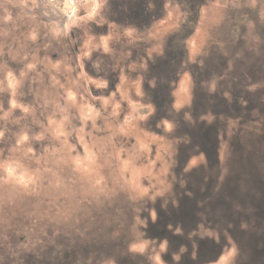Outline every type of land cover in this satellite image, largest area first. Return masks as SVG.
Instances as JSON below:
<instances>
[{"label": "rangeland", "instance_id": "1", "mask_svg": "<svg viewBox=\"0 0 264 264\" xmlns=\"http://www.w3.org/2000/svg\"><path fill=\"white\" fill-rule=\"evenodd\" d=\"M41 2L62 24L45 23L39 9L38 36L51 24L57 39L72 30L77 38L64 55L47 44L28 55L35 39L21 43L27 35L14 23L19 40L0 48V57H25L27 70L15 101L0 92V264H166V242L142 230L140 215L155 221L154 205L166 211L176 199L180 144L190 138L176 131L179 119L214 127L218 180L238 154L254 160L264 137V0ZM131 4L149 22L118 18ZM196 89L222 103H195ZM163 97L173 102L160 106ZM183 166L188 175L208 169L207 154L195 148ZM212 232L202 227L199 236L220 242ZM112 238L123 248L102 245ZM227 240L225 256L210 264H236Z\"/></svg>", "mask_w": 264, "mask_h": 264}, {"label": "flooded vegetation", "instance_id": "2", "mask_svg": "<svg viewBox=\"0 0 264 264\" xmlns=\"http://www.w3.org/2000/svg\"><path fill=\"white\" fill-rule=\"evenodd\" d=\"M0 3H4L2 8L5 9L4 11L0 9V14L5 13L4 16H6V21H9L7 23L9 27L14 26V23L17 24L22 16H24L26 21L31 22L27 36L18 37L19 39L22 38L21 43L22 41H34L35 39V42L27 51L28 55H32L33 53L39 55V47L41 44H47L52 48L53 45L56 46L55 49L58 55L68 53L65 45L67 41H70L72 47L75 48L74 42H72V40L77 38L75 37L74 30L69 33V39L67 38L66 40L65 38V41L54 37L53 25L56 27L59 26L58 23L62 24V22L57 21L55 10L52 9V6V8L49 6L50 4L44 6L41 0H22L17 5H15V0H2ZM122 3V7H125V4L129 2L124 3L123 1ZM117 5L121 6V3H116V7H119ZM39 9L43 12V21L45 22L47 19V23L53 24H46L47 36H38L39 28L36 19L38 16L36 14L39 12ZM116 12L118 13V18L125 17V13L129 12L133 18L138 16L136 14H141L149 22L147 13L145 14L143 12V14L141 9H136L134 4H131L122 13H120L119 8H117ZM17 27L20 28L18 31L20 34L23 31V25ZM73 29L80 31L77 26L73 27ZM18 38L8 35L5 37L0 36L1 50L2 48L5 49V43L16 45L12 40L17 41L19 40ZM0 60L4 64L2 68L5 67L1 69L4 71V76L0 80V86L2 91H4H1V97L2 102L8 103L11 100L15 101V97L17 99L15 91L22 84V81L17 84V78L18 74L27 71L26 61L24 57L23 62L17 63L12 60L11 55L8 53L2 55ZM8 73H14L15 80L14 75L8 77ZM159 85L161 84L159 83ZM155 90H151L150 92L153 93ZM162 95H164L163 92ZM213 98V95H208L199 89L195 90V103L199 102L207 105ZM213 101L215 104L222 103L221 100ZM167 102L171 103L173 99L171 97L167 99L163 97L160 100V106ZM260 108L262 113L261 117L264 118L263 106ZM2 111L4 110H1V114H3ZM178 123L179 127L176 131L180 134L181 138H186L185 135L190 138L188 141L180 144V164L176 169L180 182L175 187L176 199L175 201L170 199L167 202L166 211L158 204L154 205L157 210L155 221H153L149 212L147 214L142 212L140 216L147 218V222L143 225L142 230L147 233H152L154 239H157L160 244L166 242L165 248L167 249V253L162 254V259L166 264L218 263L225 256V247L229 248L232 246L228 243L227 239L229 238L233 239L237 249L236 259L238 261L236 260V264H264V137H258L254 142L255 147L253 149L255 151L252 153L255 156L254 160L250 156L243 157V155L238 154L239 157L238 155H234L235 157L238 156L236 160L238 163L236 165H229L228 169L226 168L227 175L223 179L218 180L215 168L216 161L210 158L215 152L213 138L214 127L211 126L209 131L204 132L203 122L188 124L184 120L179 119ZM190 125L194 131H190L188 127ZM1 130L0 133L3 135V129ZM13 143L11 141V144L14 146ZM198 147L207 154L208 169L203 167L196 174H181L180 172L183 171V165L187 162L188 156ZM174 202L177 205L173 206ZM152 208L153 205L148 202L147 209L152 210ZM130 215L132 214L130 213ZM202 227L211 232L219 231L220 237L218 239L220 242H217L215 237H200ZM223 232L227 233V235L223 236ZM191 234L194 235L190 236ZM68 245L65 246L67 247ZM102 245L111 246L113 247L112 250L123 248L122 246H124L120 238H112L110 242L107 241V243L105 242ZM143 261L145 264H150L145 259Z\"/></svg>", "mask_w": 264, "mask_h": 264}, {"label": "bare ground", "instance_id": "3", "mask_svg": "<svg viewBox=\"0 0 264 264\" xmlns=\"http://www.w3.org/2000/svg\"><path fill=\"white\" fill-rule=\"evenodd\" d=\"M22 0H15V5H17V4H19L20 2H21ZM241 1V0H240ZM0 2H2V0H0ZM229 3H231V2H229ZM263 3V2H262ZM236 4V3H235ZM240 4H242L241 2H240ZM0 9H1V11H4L5 9H3L2 8V6H4V3H0ZM181 6V5H180ZM239 6V5H238ZM232 8V7H231ZM236 9V8H235ZM238 9V8H237ZM261 11V10H260ZM4 14L5 13H3V14H0V34H2V35H4V36H11V34H12V32L10 31L11 30V28H9V25L7 24L8 22L6 21V16H4ZM188 17V16H187ZM229 17V16H228ZM227 17V18H228ZM192 19V17L190 16L189 17V19ZM261 18V17H260ZM190 19V20H191ZM229 19V18H228ZM263 19H264V17H263ZM262 19V20H263ZM186 21V20H185ZM188 21V20H187ZM226 21V20H225ZM20 22V23H19ZM19 22H17V24H16V26H19V25H23V31L20 33L21 35H23V36H26L27 35V33H28V30H29V28H30V25H31V22L29 23V21H26V20H24V19H21ZM15 24H14V26H15ZM29 24V25H28ZM225 25V24H224ZM249 25V24H248ZM229 28V27H228ZM253 28H254V26H253ZM7 29H9L8 31H6ZM239 30V29H238ZM253 30V29H252ZM25 31V32H24ZM219 31V30H218ZM246 37H248V36H246ZM178 38V37H177ZM223 38V37H222ZM223 46V45H222ZM225 46V45H224ZM18 48V47H17ZM1 67V66H0ZM5 68V67H4ZM117 68V67H116ZM2 69V68H1ZM46 77V76H45ZM48 77H46V79H47ZM1 92V91H0ZM2 92H4V91H2ZM18 95V94H17ZM61 99V98H60ZM92 198V197H91ZM99 200V199H98ZM101 200V199H100ZM91 201V200H90ZM94 201V200H93ZM94 204H96V202H93ZM91 204L92 206L94 205V204ZM60 209V208H59ZM84 209V208H83ZM61 210V209H60ZM66 210V209H65ZM58 211V210H57ZM99 211V210H98ZM55 217V216H54ZM58 219V218H57ZM59 220V219H58Z\"/></svg>", "mask_w": 264, "mask_h": 264}]
</instances>
